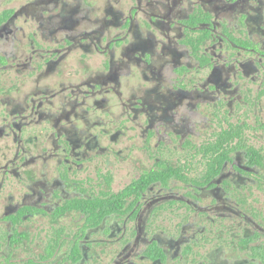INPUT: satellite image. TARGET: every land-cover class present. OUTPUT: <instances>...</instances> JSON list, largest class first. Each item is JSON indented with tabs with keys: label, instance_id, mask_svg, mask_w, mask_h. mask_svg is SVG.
I'll return each instance as SVG.
<instances>
[{
	"label": "flooded vegetation",
	"instance_id": "af4514ba",
	"mask_svg": "<svg viewBox=\"0 0 264 264\" xmlns=\"http://www.w3.org/2000/svg\"><path fill=\"white\" fill-rule=\"evenodd\" d=\"M0 264H264V0H0Z\"/></svg>",
	"mask_w": 264,
	"mask_h": 264
}]
</instances>
